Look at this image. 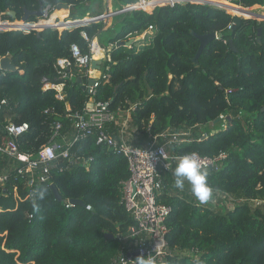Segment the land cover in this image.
I'll use <instances>...</instances> for the list:
<instances>
[{
    "label": "trees",
    "instance_id": "16d2710c",
    "mask_svg": "<svg viewBox=\"0 0 264 264\" xmlns=\"http://www.w3.org/2000/svg\"><path fill=\"white\" fill-rule=\"evenodd\" d=\"M58 1L71 5L72 17L53 25L67 26L62 29L25 33L1 29H27L34 23H0V59L10 56L18 68H0L2 138H6L7 120L28 122L29 131L17 141L23 152H35L49 141L57 120L70 126L67 115L81 110L89 98L82 73L67 80L65 100H59L53 89L44 90L43 78L60 82L57 60L71 57L72 44L89 52L83 32L104 47L114 44L109 81L98 88V100L108 101L114 110L126 111L135 105L132 122L148 139L150 120L153 135L192 130L190 141L168 146L171 154H228L219 169H206L213 191L234 201L233 208L222 212L200 204L191 194L174 191L171 170L162 173L159 200L172 208L167 220L169 247L193 251L171 255L168 264H264V202L255 208L249 203L264 200V20L241 17L233 29L229 26L235 16L226 9L177 2L151 11L132 10L109 25L104 19L68 27L84 17L78 10L96 2L100 8L105 0ZM140 1L114 0V8ZM230 1L245 7L263 2ZM230 1L224 4L233 12ZM43 2L44 6L54 4L53 0ZM39 7L40 0H0V20L14 19L8 11L19 19L26 9ZM150 25L154 30L148 32L147 41L119 45L144 34ZM207 33H217L219 38L200 51L199 36ZM231 39L238 51L230 48ZM221 114L228 117L224 128L221 121L215 122ZM159 141L164 142L162 137ZM73 151L82 157L80 161L51 170L62 202L48 184L30 190L16 172L0 186V264H111L119 252L122 242L117 235L134 223L121 200V183L130 175L128 161L121 152L98 144L94 131L77 142ZM90 157L93 161L86 166L85 159ZM68 198L85 205L67 208Z\"/></svg>",
    "mask_w": 264,
    "mask_h": 264
},
{
    "label": "built area",
    "instance_id": "2783aa9c",
    "mask_svg": "<svg viewBox=\"0 0 264 264\" xmlns=\"http://www.w3.org/2000/svg\"><path fill=\"white\" fill-rule=\"evenodd\" d=\"M183 1L204 4L203 0H141L138 9L151 11L157 6L182 3ZM54 11L55 5L47 4L44 6L42 16L38 17L35 22L50 20ZM11 20L21 19L0 20V23ZM57 20L58 18H56ZM233 23L229 28L233 27ZM49 27L52 26L49 25ZM12 29L25 30V33L32 31L24 28ZM153 30L154 26L150 25L142 35ZM83 37L89 41V52L84 53L78 44H72L71 57H62L57 60L60 82H52L43 78L42 88L55 90L56 97L59 100H65L67 80L76 78V73L81 72L85 80V89L89 95L88 100L81 110L67 115L70 126L66 127L63 121L57 120L52 126L49 141L35 152H23L17 141L18 137L29 131V123L8 121L4 129L6 138L3 139L0 133V186L4 187L8 183L12 172H16L17 176L24 178L25 184L30 190L36 191L41 184L51 186L54 184L51 175L52 168L58 165L65 167L67 164L80 161L82 157L73 151V147L94 131L97 143L121 152L126 157L130 170L129 177L121 183V200L134 223L126 233L117 235L122 245L111 264H136L137 257L149 255L152 264H168L171 255L193 254L190 249H175L173 251L169 247L167 220L172 208L159 200V194L162 191V173L170 171L173 168V163H176L178 158L184 155L171 154L168 146L181 145L190 141L192 130L167 131L153 135L151 133L153 120H150L146 128L149 139L143 144L140 143L142 130L134 125L128 116L123 118L125 112L132 114L136 108L135 105H131L126 111L114 110L108 101L96 98L97 90L101 84L109 81L108 63L111 60L110 50L114 44L104 47L97 38L90 39L86 32H83ZM99 50L103 53L101 58L96 57ZM94 60H101L100 69L92 68ZM82 77L78 79L82 80ZM90 79L95 80L94 84H89ZM2 103H6V100H3ZM227 118L225 114L219 116L221 128L226 127ZM111 128H113L112 131ZM202 136L206 137L207 133H202ZM161 137L164 140L163 143H159ZM195 154L198 155L206 169L215 170L219 169L228 157L226 152L211 157ZM92 161V157L85 159L86 166L90 165ZM30 196L32 193L27 198ZM71 200V198L65 200L67 208L76 206ZM263 202L264 200L260 199L249 201L250 205L254 207ZM87 208L91 209V206L88 205Z\"/></svg>",
    "mask_w": 264,
    "mask_h": 264
},
{
    "label": "water",
    "instance_id": "95a60500",
    "mask_svg": "<svg viewBox=\"0 0 264 264\" xmlns=\"http://www.w3.org/2000/svg\"><path fill=\"white\" fill-rule=\"evenodd\" d=\"M53 3L55 5V11L63 9V10H67V11L70 12V9H71V5L70 4L59 2L58 0H53ZM137 6L138 5H135V4L123 5L121 8L115 9L113 11V13H117L118 11H121V13H127V12H130L132 10L138 9ZM43 9H44V2H43V0H40V7H39L38 10L30 11V10L26 9L25 10V14L20 19L24 20V21H28L31 17H35V18L41 17L42 14H43ZM244 12L249 14V15L259 16V19L264 20V15L263 14H258V13L254 12V11L246 10V9H244ZM108 13H111V12H108ZM108 13L105 12V13L98 14L96 17H94L95 19H91L89 22H87V24L91 23V22H100V21L106 19L105 16H107ZM7 14L11 15L15 19H17L15 12L8 11ZM241 17L242 16H235L234 23H233V29L236 28L237 25L240 24ZM252 18H255V17H252ZM46 27H49V25L41 27L40 30H43ZM260 33H261V30H259V34ZM199 38L201 40L200 51H202L212 40H214L216 38H219V36L217 35V33H207V34H204V35H200ZM139 39L140 38H137V37L136 38H130L127 42H121L119 45L125 44L126 46H132L134 41L139 40ZM259 40H261V39L259 38ZM229 44H230V48L232 50L238 51L232 39L229 41ZM100 64H101V60H94L93 63H92V68L93 69H100L101 68ZM0 68L3 69V70H11V71H14V70L18 69L12 63L10 56H4V57H2L0 59ZM79 80H81V79H79ZM94 82H95L94 79H90L89 84L92 85V84H94ZM218 121H219V118L215 120V122H218ZM51 188H52V190L54 192V195H55L56 199H58L60 202H62L63 201V197H62L61 193L59 192L57 186L55 184H52ZM71 201L74 204H76V205H82V206L85 205V203L82 200H80V199H72ZM106 236L107 237H112V235H110V234H107Z\"/></svg>",
    "mask_w": 264,
    "mask_h": 264
},
{
    "label": "clouds",
    "instance_id": "9594fccd",
    "mask_svg": "<svg viewBox=\"0 0 264 264\" xmlns=\"http://www.w3.org/2000/svg\"><path fill=\"white\" fill-rule=\"evenodd\" d=\"M172 174L175 189L183 191L187 183L190 186L192 196L200 204H207L212 199L213 189L208 182L209 173L197 154L187 153L180 156ZM135 261L136 264H152L150 255L147 257L139 256Z\"/></svg>",
    "mask_w": 264,
    "mask_h": 264
},
{
    "label": "crops",
    "instance_id": "0c3cea01",
    "mask_svg": "<svg viewBox=\"0 0 264 264\" xmlns=\"http://www.w3.org/2000/svg\"><path fill=\"white\" fill-rule=\"evenodd\" d=\"M223 1V2H222ZM222 1H219V0H203L202 2L204 3V4H210V5H214V6H216V7H219V8H223V9H226V10H228L227 9V7L225 6V4L224 3H228L227 2V0H222ZM229 1V0H228ZM231 2V1H230ZM231 3H233V2H231ZM233 5H234V11L233 12H235V13H239V14H241V15H239V16H242V17H248V18H252V17H255V18H257V19H259V16H254V15H249V14H247V13H245L244 12V9H246V10H251V11H254V12H256V13H258V14H263L264 15V0H263V2L262 3H258V4H255V5H253V6H250V7H245V6H242V5H238V4H235V3H233ZM93 6V5H92ZM90 7L89 8V10L90 11H92V12H98V5L97 4H95V6H93V7ZM112 7V10H111V13H113V11L115 10V8H114V0H107V11H109V9ZM122 6H120L119 8H121ZM101 8V7H100ZM229 11V10H228ZM70 12H71V10H70ZM106 11H104V12H102V13H105ZM101 13V12H100ZM99 13V14H100ZM125 13H121V11H118L117 13H113V16L115 17V18H117V19H121L120 17H122L123 15H124ZM243 14V15H242ZM69 17V16H68ZM115 18L114 19H112V21L114 22V20H115ZM65 19L68 21V18L67 17H65ZM91 19H95L94 17H92V18H90V20ZM73 21H75V23L74 24H72V25H68L69 27H72V26H75L76 24H87V22H84L83 21V19H76V20H73ZM111 21V23H113ZM40 22L41 21H39V22H35V21H30V20H28V21H26L25 23H34V25L35 26H30L29 28H27V29H29V30H33V29H41V27H44V26H48L47 24H40ZM50 26H52V25H50ZM53 27V26H52ZM8 29H12V28H6V29H1V30H8ZM15 29H18V28H15ZM25 31V30H24ZM138 38H140V39H143V41H147V34L146 35H140V37H138ZM100 50H99V52L97 53V55L96 56H100ZM76 74H78V73H76ZM128 119L129 118H131L132 119V114L131 113H128ZM126 117V116H125ZM125 117H123V118H125ZM9 120H7L6 122H8ZM133 123V122H132ZM139 137V136H138ZM147 140H148V136H146V134H141L140 135V143H145V142H147Z\"/></svg>",
    "mask_w": 264,
    "mask_h": 264
},
{
    "label": "rangeland",
    "instance_id": "374dc122",
    "mask_svg": "<svg viewBox=\"0 0 264 264\" xmlns=\"http://www.w3.org/2000/svg\"><path fill=\"white\" fill-rule=\"evenodd\" d=\"M187 2V1H186ZM186 2H182V3H186ZM95 4H98L97 2L96 3H93L92 5L93 6H95ZM91 5V6H92ZM238 5H242V4H238ZM92 6V7H93ZM242 6H244V5H242ZM138 8H139V5L137 6ZM99 10H98V12H92V11H90L88 8L87 9H80V10H78L76 13H78V14H83V12H84V17L82 18V19H85V18H92V17H96L97 15H98V13H102V12H104V11H106L107 12V0H105V1H103V3H102V7L101 8H98ZM110 9H112V7L110 8ZM230 14H232V15H234V16H239V15H241V14H237V13H235V12H232V11H228ZM71 14V12H69V11H67V16H69ZM66 16V17H67ZM72 17V15H70L69 17H67V18H71ZM106 17V20L108 21V23H107V25H109L110 24V22L112 21V19H114L115 17L113 16V13H108V15L107 16H105ZM65 19V18H64ZM58 20H60L59 18H58ZM70 20H72V19H70ZM11 21H13V20H11ZM63 21H66V20H63ZM60 21H58L57 23H59ZM64 27H67V26H60V27H57V26H53V28H58V29H62V28H64ZM69 27V26H68ZM119 27V26H118ZM138 37H140V36H137V38ZM122 115H123V113H122ZM128 115V113L127 112H125L124 113V117L125 116H127ZM175 166H176V164L174 165V167H173V169H171V172L173 173V170H174V168H175ZM173 179H174V177H173ZM174 186V185H173ZM173 190L174 191H180V190H178V189H175V188H173ZM180 192H186V193H188V194H191V191H190V186L186 183L185 184V189L183 190V191H180ZM192 195V194H191ZM202 205H204V206H206V207H210L213 211H215V212H222L223 211V209L224 208H226V209H231V208H233L234 207V201L232 200V198L230 197H227L224 193H222V192H215V191H213V196H212V199L207 203V204H202ZM252 207H254V206H252ZM255 208V207H254Z\"/></svg>",
    "mask_w": 264,
    "mask_h": 264
},
{
    "label": "bare ground",
    "instance_id": "6f19581e",
    "mask_svg": "<svg viewBox=\"0 0 264 264\" xmlns=\"http://www.w3.org/2000/svg\"><path fill=\"white\" fill-rule=\"evenodd\" d=\"M67 16V10H57V11H55L54 13H53V15H52V17H51V19L50 20H48V21H41L40 23L41 24H47V25H54V24H56L58 21H63V20H66V19H64L65 17ZM56 18H59L60 20H57L56 21ZM18 23H22V21L21 20H18L17 21ZM101 53H100V56H96L97 58H101L102 57V55H103V53H102V51H100Z\"/></svg>",
    "mask_w": 264,
    "mask_h": 264
}]
</instances>
